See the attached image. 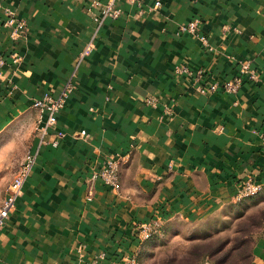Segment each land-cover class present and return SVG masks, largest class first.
Here are the masks:
<instances>
[{"label":"crops","instance_id":"obj_1","mask_svg":"<svg viewBox=\"0 0 264 264\" xmlns=\"http://www.w3.org/2000/svg\"><path fill=\"white\" fill-rule=\"evenodd\" d=\"M4 5L26 31L12 42L0 9V166H11L9 149L22 140L19 163L28 150L35 161L0 226V264H86L102 252L111 264L155 239L189 244L246 201L233 198L243 179L264 192V0H117L120 16L99 23L86 0ZM193 18L206 45L178 30ZM13 46L17 64L8 58ZM243 61L257 79L235 93L200 92L192 75L174 72L186 65L204 71L202 84L221 82ZM63 91L49 143L40 144L32 102ZM57 130L63 137L52 145ZM111 156L120 159L117 187L88 181ZM18 165L9 167L0 205ZM150 220L159 231L141 242L137 226ZM246 264H264V238Z\"/></svg>","mask_w":264,"mask_h":264},{"label":"built area","instance_id":"obj_2","mask_svg":"<svg viewBox=\"0 0 264 264\" xmlns=\"http://www.w3.org/2000/svg\"><path fill=\"white\" fill-rule=\"evenodd\" d=\"M4 1L0 0V9L6 14V18L3 25L8 28L9 36L12 42L17 41L25 37V24L23 20L19 19L16 12L8 5H4ZM88 2L87 9L89 11L96 10L93 13V20L97 23L104 17L117 18L120 16V9L116 6L117 0H108L106 3L101 4L97 0H86ZM159 1L154 3V7L159 6ZM200 21L196 18L189 20L188 22L179 26L180 32H186L190 34H196L199 36L201 42L206 45V37L200 32ZM92 42H89L80 56L87 55L92 49ZM9 60L13 64L20 62L21 57L15 46L8 54ZM6 62L5 57L0 54V65H4ZM174 72L178 75L191 76L196 81V87L200 92L211 91L215 92L222 90L226 93H235L240 88L244 80L254 81L257 79V71L251 66L249 61H243L237 66V74L231 79L223 81H204L202 84L200 81L204 77V71L202 69L190 70L186 65H176ZM67 92L63 91L61 95L53 97L50 93L46 92L41 97L36 98L32 102V106L39 111L37 123L39 124L38 130L40 132V144L49 143L45 140L44 135L49 129H53L57 123V116L59 111L64 107L66 101ZM146 104L154 105L155 100L153 98H147ZM166 114L171 115V111L167 110ZM80 134H84V131H80ZM56 138L50 141V144L57 145L58 140L63 137V132L57 130L55 133ZM35 161V153L27 151L21 159L18 168L12 177L11 181L6 186L5 196L0 205V226L4 224L8 218L10 212L15 208L17 198L21 195L23 184L29 176L33 164ZM120 159L116 157H107L103 165L96 171H92L88 177V181H94L100 179L104 184L117 187L118 184V171H119ZM263 184L256 182L254 179H243L236 187L233 194L235 200L254 196L261 191ZM159 224L157 221L140 222L137 226L136 236L139 241L143 242L159 231ZM106 259L105 254L102 252L94 257L86 264H104ZM111 264H141L136 253L124 255L123 257L112 260ZM198 264H212L208 260H204Z\"/></svg>","mask_w":264,"mask_h":264},{"label":"rangeland","instance_id":"obj_3","mask_svg":"<svg viewBox=\"0 0 264 264\" xmlns=\"http://www.w3.org/2000/svg\"><path fill=\"white\" fill-rule=\"evenodd\" d=\"M23 141L9 149L11 166H0V198L9 167L19 163ZM242 199L246 201L224 223L223 219L211 220L204 229L194 232L189 244L177 238L155 239L138 254L141 264H198L205 259L212 264H246L256 240L264 238V192Z\"/></svg>","mask_w":264,"mask_h":264},{"label":"trees","instance_id":"obj_4","mask_svg":"<svg viewBox=\"0 0 264 264\" xmlns=\"http://www.w3.org/2000/svg\"><path fill=\"white\" fill-rule=\"evenodd\" d=\"M205 260H208V259H205ZM204 261V260H203ZM209 261V260H208ZM202 262V261H201ZM200 263V262H199Z\"/></svg>","mask_w":264,"mask_h":264}]
</instances>
